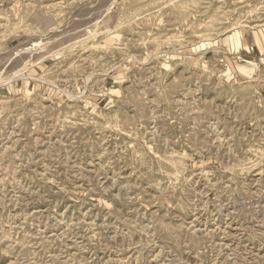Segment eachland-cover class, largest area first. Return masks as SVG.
I'll use <instances>...</instances> for the list:
<instances>
[{
  "label": "rangeland",
  "instance_id": "obj_1",
  "mask_svg": "<svg viewBox=\"0 0 264 264\" xmlns=\"http://www.w3.org/2000/svg\"><path fill=\"white\" fill-rule=\"evenodd\" d=\"M0 264H264V0H0Z\"/></svg>",
  "mask_w": 264,
  "mask_h": 264
}]
</instances>
